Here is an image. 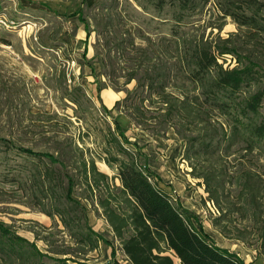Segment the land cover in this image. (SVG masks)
Returning a JSON list of instances; mask_svg holds the SVG:
<instances>
[{"label":"trees","instance_id":"16d2710c","mask_svg":"<svg viewBox=\"0 0 264 264\" xmlns=\"http://www.w3.org/2000/svg\"><path fill=\"white\" fill-rule=\"evenodd\" d=\"M211 6L213 21L206 18ZM91 10L85 17L82 0L71 16L86 38L97 34L87 60L104 77L95 76L96 92L111 87L124 96L93 113L84 89L66 86L62 97L84 130L44 135L35 146L0 138L6 149L36 160L24 174L10 170L0 181L32 195L52 227L56 219L61 224L56 232L68 237L51 240V227L42 225L46 236L29 230L45 243L42 251L0 220L1 264H78L100 243L110 248V261L100 264H120L117 252L129 264H246L165 190L154 171L157 152L128 135L117 116L149 136L165 138L173 130L184 143L189 175L215 208L212 228L257 250L264 264V54L257 52L264 48V0H97ZM226 18L236 31L222 37ZM206 28L217 33L205 36ZM227 57L235 65L220 62ZM89 210L105 221L103 232L89 225Z\"/></svg>","mask_w":264,"mask_h":264},{"label":"rangeland","instance_id":"374dc122","mask_svg":"<svg viewBox=\"0 0 264 264\" xmlns=\"http://www.w3.org/2000/svg\"><path fill=\"white\" fill-rule=\"evenodd\" d=\"M80 1L26 0L24 5H18L21 0H0L1 8L5 9L8 17L19 23L25 22L16 29L0 28V138H10L24 146H35L44 135L50 136L65 131L77 134L79 128L84 130V124L76 122L72 104L62 97L66 86L80 85L94 104L93 113L100 109V103L110 108L115 100L124 96V91H116L111 87L104 88L100 93L96 92L95 76L101 80H104V77L100 73L98 63H93V73L87 60L95 53L97 34L92 33L86 38L83 26L76 17L63 18L58 15L71 14L77 9ZM96 1L93 0L92 4L85 1V17L91 15V7ZM17 6L20 9H17ZM208 13L206 18L211 15L213 21L215 9L212 6ZM210 30L213 35L217 33L215 28H206L205 36ZM235 31V24L230 18H226L219 34L226 37ZM143 32L148 33V29L143 27ZM249 45L252 46L251 43ZM249 45L244 44V47ZM257 52L264 54V48L258 46ZM220 62L235 65L234 60L229 57ZM132 84L127 85V88H131ZM50 116H53L51 120L46 121ZM117 119L129 129L128 135L148 142L149 147L157 152L154 171L162 182L167 184L165 190L178 196L184 207L199 215L202 229L219 246L236 252L246 264H263L257 250L225 239L212 228L209 217L216 214L215 208L206 200L207 194L200 180L189 175L190 167L181 159L184 143L173 130H169L165 138L149 136L143 131L132 129L122 117L117 116ZM85 144L90 150L94 149L91 140L85 139ZM34 162L36 163L34 158L8 150L0 143V180L10 170L12 174H19L20 171L24 174L26 170L23 169L32 167ZM96 163L101 171L112 175L111 169L103 162ZM40 208L41 204L32 195L28 192L23 194L17 189L16 182L0 181L1 221L31 241L34 240L33 233L29 231L31 229L35 230L39 237L46 236L47 231L40 225L51 227V240L59 237L68 240L66 235L56 232V228H62L59 221L56 219L58 226L52 227V220L39 211ZM88 223L97 232H103L106 228L103 218L90 210ZM34 241L44 251L45 243L40 239ZM60 242L61 240L57 241ZM114 247L116 248V244ZM109 252V246L100 243L98 251L83 257H88V260L80 258L78 264L109 262ZM117 258L120 264H129L120 252H117Z\"/></svg>","mask_w":264,"mask_h":264},{"label":"built area","instance_id":"2783aa9c","mask_svg":"<svg viewBox=\"0 0 264 264\" xmlns=\"http://www.w3.org/2000/svg\"><path fill=\"white\" fill-rule=\"evenodd\" d=\"M24 23L25 22L19 23L16 20L8 17L5 12V9L1 8V4H0V28L16 29L17 27L23 25Z\"/></svg>","mask_w":264,"mask_h":264},{"label":"crops","instance_id":"0c3cea01","mask_svg":"<svg viewBox=\"0 0 264 264\" xmlns=\"http://www.w3.org/2000/svg\"><path fill=\"white\" fill-rule=\"evenodd\" d=\"M24 1H26V0H21V2H19L20 4H18V5H24ZM86 0H83V3H84V8L86 7V2H85ZM88 2H93V0H87ZM8 3V2H7ZM81 4H82V0L80 1V3H79V5H78V7H77V9L74 11V12H72L71 14H58L59 16H61V17H63V18H66V17H76V19H77V15H74V16H71L72 14H74L79 8H80V6H81ZM92 4V3H91ZM9 7V6H8ZM18 8L17 9H20V7L19 6H17ZM88 8V7H87ZM90 8V7H89ZM80 23V22H79ZM0 264H1V260H0Z\"/></svg>","mask_w":264,"mask_h":264}]
</instances>
